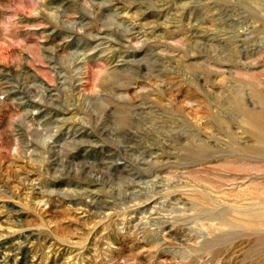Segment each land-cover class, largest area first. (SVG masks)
I'll return each mask as SVG.
<instances>
[{
  "label": "rangeland",
  "instance_id": "obj_1",
  "mask_svg": "<svg viewBox=\"0 0 264 264\" xmlns=\"http://www.w3.org/2000/svg\"><path fill=\"white\" fill-rule=\"evenodd\" d=\"M0 264H264V0H0Z\"/></svg>",
  "mask_w": 264,
  "mask_h": 264
}]
</instances>
